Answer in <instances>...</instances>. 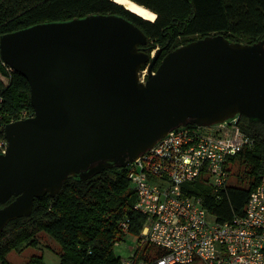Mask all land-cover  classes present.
Listing matches in <instances>:
<instances>
[{
  "label": "water",
  "instance_id": "1",
  "mask_svg": "<svg viewBox=\"0 0 264 264\" xmlns=\"http://www.w3.org/2000/svg\"><path fill=\"white\" fill-rule=\"evenodd\" d=\"M132 23L91 15L37 24L0 37V58L27 82L34 115L4 127L0 233L54 197L69 176L85 180L127 167L179 127L235 116L264 124V39L251 45L210 36L180 46L155 75L156 56Z\"/></svg>",
  "mask_w": 264,
  "mask_h": 264
},
{
  "label": "trees",
  "instance_id": "2",
  "mask_svg": "<svg viewBox=\"0 0 264 264\" xmlns=\"http://www.w3.org/2000/svg\"><path fill=\"white\" fill-rule=\"evenodd\" d=\"M131 1L155 13V20H144L111 0H0V37L37 24L69 22L91 15L116 16L143 32L147 43L140 50L150 55L155 48L160 49L153 70L169 52L205 37L222 36L245 45L264 39V0ZM33 115L26 80L8 70L0 58V142L5 141L7 124ZM240 121L254 139V146L230 158L227 172L235 182L244 174L247 187L237 182L227 184L220 191L219 201L213 200L212 189L203 181H195L187 190L202 197L208 212L221 222L242 214L250 192L264 180V124L244 117ZM135 201L127 168L113 166L85 180L80 175L69 176L54 197L46 194L35 198L28 216L10 221L2 230L0 264H11L6 256L12 250L35 248L40 233L58 244L55 253L59 264H122L114 252V246L122 240L121 225L127 224V233L137 237L145 222L133 209ZM147 248H151L148 253ZM162 255L158 247L144 243L135 250L132 260L135 264H156ZM25 264L44 262L42 256H32Z\"/></svg>",
  "mask_w": 264,
  "mask_h": 264
},
{
  "label": "built area",
  "instance_id": "3",
  "mask_svg": "<svg viewBox=\"0 0 264 264\" xmlns=\"http://www.w3.org/2000/svg\"><path fill=\"white\" fill-rule=\"evenodd\" d=\"M153 74L145 65L137 73L138 82L145 84ZM242 126L235 116L209 127L173 129L125 167L136 195L133 209L145 218L139 244L163 251L156 264H264V180L250 192L243 213L224 222L208 212L202 197L187 191L203 181L219 201L229 159L254 146ZM0 148L4 153L5 141ZM121 227L128 232L127 224ZM121 263L135 264L132 256Z\"/></svg>",
  "mask_w": 264,
  "mask_h": 264
},
{
  "label": "rangeland",
  "instance_id": "4",
  "mask_svg": "<svg viewBox=\"0 0 264 264\" xmlns=\"http://www.w3.org/2000/svg\"><path fill=\"white\" fill-rule=\"evenodd\" d=\"M156 50L157 49L155 48L151 52V54L156 53ZM240 172H242V170H240ZM244 178L245 175L243 174L242 177H240L241 180L239 181L236 180V182L237 184H239L238 186L246 188L247 182H245ZM234 182L235 180L233 177L230 178L228 177L226 184L231 185ZM120 237L122 240L119 241L118 244L114 246V252L121 259H127L134 253V251L141 244H139L138 237H133L128 233L121 232ZM36 240H37V246L35 248L32 246H24L21 249L10 251L6 256L7 261H9L11 264H25L32 256H42L44 264H59L58 256L55 253L59 249L58 244L55 241L51 240L44 233L38 234ZM144 248L145 247H143V249ZM150 251L151 248H147L146 252L148 253ZM194 264H202V263L196 262Z\"/></svg>",
  "mask_w": 264,
  "mask_h": 264
},
{
  "label": "bare ground",
  "instance_id": "5",
  "mask_svg": "<svg viewBox=\"0 0 264 264\" xmlns=\"http://www.w3.org/2000/svg\"><path fill=\"white\" fill-rule=\"evenodd\" d=\"M114 3H117L121 6H123L126 10L140 16L144 20L153 22L156 18V14L151 12L150 10L146 9L145 7L131 1V0H111ZM153 75H155L156 70H153Z\"/></svg>",
  "mask_w": 264,
  "mask_h": 264
},
{
  "label": "flooded vegetation",
  "instance_id": "6",
  "mask_svg": "<svg viewBox=\"0 0 264 264\" xmlns=\"http://www.w3.org/2000/svg\"><path fill=\"white\" fill-rule=\"evenodd\" d=\"M142 48V47H141ZM153 51V50H152ZM151 51V52H152ZM151 54V53H150ZM160 55H161V51H160V49L158 50L157 49V52L155 53V56H156V62H155V65L157 64V62H158V60H159V58H160ZM149 57H150V55H149ZM150 60H151V58H150Z\"/></svg>",
  "mask_w": 264,
  "mask_h": 264
},
{
  "label": "crops",
  "instance_id": "7",
  "mask_svg": "<svg viewBox=\"0 0 264 264\" xmlns=\"http://www.w3.org/2000/svg\"><path fill=\"white\" fill-rule=\"evenodd\" d=\"M134 252H135V251H134ZM133 254H134V253H133ZM133 254H132V255H133ZM132 255H131V256H132ZM131 256H130V257H131Z\"/></svg>",
  "mask_w": 264,
  "mask_h": 264
}]
</instances>
